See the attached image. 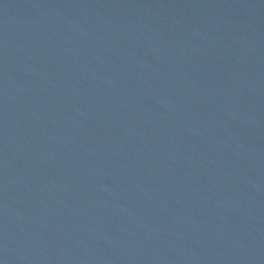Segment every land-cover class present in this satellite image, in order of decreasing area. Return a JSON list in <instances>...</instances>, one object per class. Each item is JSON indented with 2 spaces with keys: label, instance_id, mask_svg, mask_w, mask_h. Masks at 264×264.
Listing matches in <instances>:
<instances>
[{
  "label": "water",
  "instance_id": "water-1",
  "mask_svg": "<svg viewBox=\"0 0 264 264\" xmlns=\"http://www.w3.org/2000/svg\"><path fill=\"white\" fill-rule=\"evenodd\" d=\"M0 264H264V0H0Z\"/></svg>",
  "mask_w": 264,
  "mask_h": 264
}]
</instances>
